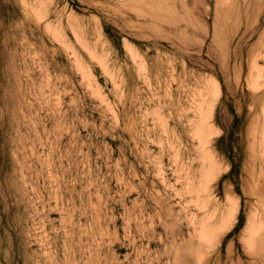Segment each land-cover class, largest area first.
Here are the masks:
<instances>
[{
  "label": "rangeland",
  "instance_id": "obj_1",
  "mask_svg": "<svg viewBox=\"0 0 264 264\" xmlns=\"http://www.w3.org/2000/svg\"><path fill=\"white\" fill-rule=\"evenodd\" d=\"M263 150L264 0H0V264H251Z\"/></svg>",
  "mask_w": 264,
  "mask_h": 264
},
{
  "label": "bare ground",
  "instance_id": "obj_2",
  "mask_svg": "<svg viewBox=\"0 0 264 264\" xmlns=\"http://www.w3.org/2000/svg\"><path fill=\"white\" fill-rule=\"evenodd\" d=\"M222 2V1H221ZM248 76V75H247ZM216 98V97H215ZM199 113V112H198ZM208 113H210V108H207L205 110V113H204V116L202 115V117H206L208 116ZM210 116V115H209ZM208 118V117H206ZM200 119V118H199ZM201 120V119H200ZM204 120V119H203ZM202 121V120H201ZM203 122V121H202ZM203 124V123H202ZM202 124H199V126L197 127V132H195L197 135H200L202 137H208L210 136L209 134L210 133H206V131H204V128H203V125ZM263 127V126H262ZM212 131V129H211ZM215 132V131H214ZM219 132V131H218ZM254 132V131H253ZM216 133V132H215ZM214 133H212L213 135ZM261 138H262V135H261ZM203 139V138H202ZM203 144H205L208 140L207 138L203 139ZM262 140V139H261ZM262 142V141H261ZM207 144H209L207 142ZM261 144V143H260ZM263 147V145H262ZM260 148V147H259ZM263 149V148H262ZM264 151V150H263ZM209 152V151H208ZM206 155V160L208 162L209 165H211L212 167V174L215 173L218 174V170H216L215 168V165H214V160H213V156L209 153H205ZM262 154V153H261ZM264 155V154H263ZM262 157V156H261ZM263 159V158H262ZM261 160V158H260ZM261 162V161H260ZM264 167V166H263ZM215 171V172H214ZM204 172V171H203ZM207 175V174H206ZM262 176V175H261ZM208 177V176H207ZM210 180V179H209ZM261 180V179H260ZM208 181V180H207ZM205 190V189H204ZM195 193V192H194ZM260 193V192H259ZM262 197V196H261ZM209 198V197H207ZM205 203V202H204ZM196 204V203H195ZM258 204V203H256ZM262 204V203H261ZM202 206V205H201ZM225 206H226V209L224 208V213H223V216L221 218V221L219 223V225L215 228H211L207 234L205 235H202V241H205V243H207L208 245V252L211 251V248L214 247L218 244V240H219V237L220 235L227 231L230 226H231V223L233 221V216H234V213H235V208H236V202L234 199L230 198L228 195L225 194ZM203 207V206H202ZM220 207V206H219ZM205 208V207H203ZM258 208V206H257ZM264 208V207H263ZM237 209V208H236ZM170 210V209H169ZM264 210V209H263ZM263 210H262V213L263 214ZM222 211V212H223ZM220 212V211H219ZM220 212V213H222ZM214 213V212H213ZM257 213V212H256ZM214 215V214H213ZM220 216V215H219ZM263 216V215H262ZM214 217V216H212ZM217 217V216H216ZM209 218V217H208ZM215 218V217H214ZM219 219V217H217ZM254 218V217H252ZM211 219V218H210ZM197 220V219H196ZM193 221V220H192ZM214 221V220H213ZM194 224V223H193ZM214 226V225H213ZM194 229V228H193ZM243 231L246 233V242H245V245L247 247V250L249 251L248 252V257L250 259H252V263L253 264H264V220H261V217L259 219V222L258 224H256L255 226H247L243 229ZM205 232V231H204ZM201 234V233H200ZM222 237V236H221ZM206 253V252H205ZM227 255H229V252H228V248H227ZM207 256V255H205ZM203 261V260H202ZM249 262V261H248ZM251 263V264H252ZM204 264V263H203ZM238 264V263H237Z\"/></svg>",
  "mask_w": 264,
  "mask_h": 264
},
{
  "label": "trees",
  "instance_id": "obj_3",
  "mask_svg": "<svg viewBox=\"0 0 264 264\" xmlns=\"http://www.w3.org/2000/svg\"><path fill=\"white\" fill-rule=\"evenodd\" d=\"M235 228H236V226H235Z\"/></svg>",
  "mask_w": 264,
  "mask_h": 264
}]
</instances>
